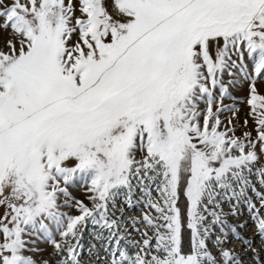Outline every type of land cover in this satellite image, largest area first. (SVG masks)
Masks as SVG:
<instances>
[{
	"label": "snow or ice",
	"instance_id": "obj_1",
	"mask_svg": "<svg viewBox=\"0 0 264 264\" xmlns=\"http://www.w3.org/2000/svg\"><path fill=\"white\" fill-rule=\"evenodd\" d=\"M0 264H264V0H0Z\"/></svg>",
	"mask_w": 264,
	"mask_h": 264
}]
</instances>
